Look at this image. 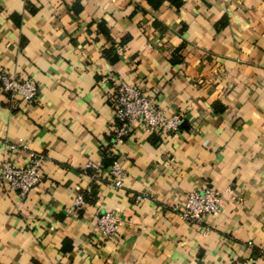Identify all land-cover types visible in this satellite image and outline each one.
Here are the masks:
<instances>
[{
    "label": "crops",
    "instance_id": "0c3cea01",
    "mask_svg": "<svg viewBox=\"0 0 264 264\" xmlns=\"http://www.w3.org/2000/svg\"><path fill=\"white\" fill-rule=\"evenodd\" d=\"M153 1L0 0V264H264V0ZM4 73L35 82L36 98L13 99ZM117 80L180 113L179 130L136 121L114 146ZM30 151L44 179L21 197L1 163ZM117 158L122 188L106 174ZM98 160L93 179L83 169ZM208 186L234 195L183 219ZM103 211L120 216L117 236L99 233Z\"/></svg>",
    "mask_w": 264,
    "mask_h": 264
},
{
    "label": "built area",
    "instance_id": "2783aa9c",
    "mask_svg": "<svg viewBox=\"0 0 264 264\" xmlns=\"http://www.w3.org/2000/svg\"><path fill=\"white\" fill-rule=\"evenodd\" d=\"M2 88L13 99L21 98L34 100L38 94V86L29 79H21L4 73L1 76ZM113 106L116 125L114 128L113 145L121 146L130 132L131 125L141 121L148 130L171 133L179 130L182 123L180 113L166 115L155 105L144 90L135 84L124 80L114 81ZM28 145L21 141L10 143V149L17 150ZM29 161L26 164L15 160L5 159L1 163V178L8 190L25 197L34 187L41 184L44 179L42 172L44 155L37 151H30ZM84 172L91 173L92 178L103 177V163L101 160L88 161ZM109 183L115 188H122L125 180V169L120 159H115L107 170ZM224 195L233 196V189H218L215 187L195 188L186 197L185 203L179 209V215L190 222L201 223L206 215L219 213L222 209ZM85 204L83 193L77 195L72 204L67 207L68 212H79ZM99 233L104 238L117 236L121 218L115 211H103L97 219Z\"/></svg>",
    "mask_w": 264,
    "mask_h": 264
},
{
    "label": "trees",
    "instance_id": "16d2710c",
    "mask_svg": "<svg viewBox=\"0 0 264 264\" xmlns=\"http://www.w3.org/2000/svg\"><path fill=\"white\" fill-rule=\"evenodd\" d=\"M152 1H153V0H152ZM159 2H161V1L158 0L157 3H155V2L153 1V3L155 4V6L158 5ZM176 2H177V1H176ZM113 161H114V160H113ZM113 161H112V162H113ZM111 164H112V163H111Z\"/></svg>",
    "mask_w": 264,
    "mask_h": 264
}]
</instances>
